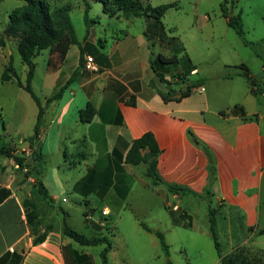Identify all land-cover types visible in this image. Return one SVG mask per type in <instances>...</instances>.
I'll use <instances>...</instances> for the list:
<instances>
[{
    "label": "crops",
    "instance_id": "0c3cea01",
    "mask_svg": "<svg viewBox=\"0 0 264 264\" xmlns=\"http://www.w3.org/2000/svg\"><path fill=\"white\" fill-rule=\"evenodd\" d=\"M98 15L101 18L107 16L105 13ZM111 18L125 20L129 26L133 18L138 17ZM226 22L228 24L227 18ZM204 27L210 28L212 35L216 33L214 22L209 24L207 21ZM231 30L236 32L228 24L224 35H233ZM146 31V28L137 32L123 30L121 35L110 36L111 42L106 40L100 46L96 45L98 34L89 31L83 40L77 34L80 44H70L65 54L57 48L46 49L48 53L43 59L42 70L36 67L32 79L33 90L45 108L37 136L35 127L39 109L28 91L20 86L19 97L24 101L20 99L10 105L11 109L15 108V113L9 114L11 122L6 119V108L0 103V122L3 124L0 145L14 146L15 153L19 154L20 147L24 146L19 144L20 141L24 140L28 146L27 138L35 137L31 143L32 151L37 154L34 157L32 152L29 166L25 164L19 168L14 158L0 155V186L12 190L0 204V264H95L90 258L91 253L80 251L73 239L64 233L66 218L62 225L53 224V217L58 212V196L53 194L47 180L49 161L57 155L71 166L84 165L82 174L66 184L80 197L98 193L104 198H116L118 186L125 189L136 179L132 172L136 165L126 163L125 157L133 140L147 131L153 132L161 149L157 169L164 181L154 184L151 180V183L156 186L153 189L164 193L167 199L166 192L172 194L176 200L173 205H178L180 211L173 210L187 213L192 224L188 207H193L195 198L212 194L217 205L241 211L253 231L264 229V62L258 49L251 48L252 53H249L239 41H231L232 48L241 54V63H220L214 74H208V69L193 63L195 68L189 73V79L198 75L196 80H203L198 87H204V90L165 100L161 93L171 88L159 78L152 60L159 53L173 56L174 51L164 50L160 45L156 51V45ZM10 38L17 40L16 37H5V44L0 45L6 64L12 58L10 54L8 60L10 50L6 49ZM243 46L250 48L245 43ZM86 55L94 57L98 70L80 67V60ZM241 64H245L258 81L256 93L251 92L250 83L242 75ZM76 69L80 70L79 74L63 95L48 103L47 98L64 86ZM174 71L180 73L181 69ZM12 81L16 80L6 82ZM177 85L180 84L172 85L176 92L182 86ZM22 90L29 94L33 103ZM6 102L12 103V100ZM89 102L96 113L91 121H83L80 110ZM236 104L245 107V117L221 113ZM59 164L58 161L57 166ZM28 168L36 169L34 176L26 177ZM110 171L113 184L108 186L107 180H103ZM37 178L47 189L46 197L39 190L37 196L35 194ZM34 181L37 185L32 183ZM167 184L190 191L175 193ZM184 194L189 196L187 207L180 203ZM25 199L38 204L42 229L53 226L43 242L34 243ZM167 204L171 205V202ZM105 207L110 212V207ZM15 254L23 257L19 263L13 262Z\"/></svg>",
    "mask_w": 264,
    "mask_h": 264
},
{
    "label": "rangeland",
    "instance_id": "374dc122",
    "mask_svg": "<svg viewBox=\"0 0 264 264\" xmlns=\"http://www.w3.org/2000/svg\"><path fill=\"white\" fill-rule=\"evenodd\" d=\"M48 1L53 6L70 4V13L78 36L83 40L89 29L91 33L98 34L97 46L104 44L106 40L108 43L111 42L110 36L121 35L123 30L137 32L142 28L147 29L149 24L153 27L152 23H157L159 27L164 28V34L152 37L151 41L156 45L155 50L158 51L159 45L164 50L171 48L170 50L179 57V61L171 68V74H175L176 69L182 70L189 60L202 69H208V74H214L220 63H241V54L230 45V42L234 40L239 41L244 51L252 53V47L243 46L244 39L238 33L231 30L233 35L230 34L229 37L224 35L228 24L221 10L223 0H141L145 5L174 3V6L167 10L160 23L156 19L153 22L146 16H142L133 18L129 26L126 25L125 20L111 18L109 15L101 18L98 15L104 13L101 0H89L91 3L89 18L96 22L85 21L83 0ZM24 2V0H0V38L3 37L11 11ZM227 7L230 13L241 15L245 39L254 42L256 48L264 54V0H229ZM205 16L209 19L206 20ZM207 21L209 24L215 23V34L212 35L210 28L204 27ZM172 46L180 48L172 49L174 48ZM181 47L185 48L184 52H180ZM6 49L10 50L8 60L12 54L15 70L19 78L24 81L27 65L19 54L17 40L10 38ZM91 52L94 53V50ZM247 52H244V56H247ZM47 53V50H42L34 60L39 71L42 70L43 59ZM7 64L4 62V53L0 47V103L6 108V119L11 122L12 118L9 114L10 112L14 114L15 108L11 109L10 105L23 99L19 97L21 87L16 81L6 82L1 79ZM197 77L198 75L191 79L196 81ZM22 91L31 100L29 94L25 90ZM9 99L12 103L6 102ZM31 101L33 103V100ZM29 110L32 112L30 107ZM27 127L28 124L24 129ZM2 132L3 124L0 122V134ZM3 138L5 139V136ZM30 157H32L31 154L25 157L26 166L30 164ZM58 161L60 164L57 166ZM49 162L50 170L47 173V180L53 189V194L58 196L56 199L58 212L53 217V224L62 225L63 219L66 218L69 226L87 236L108 238L112 245L108 253L109 264H167L168 259L173 264H220L219 253L211 231L210 208L215 209L216 230L222 254L236 260L247 258L253 261V264H264V232L249 228L245 215L241 211L217 205V200L212 194L195 198L193 207H188L192 215L191 225L180 223L178 225V222H191V220L183 218L181 212L172 209L171 205L176 200L171 193L166 192L169 196L167 199L164 193L153 189L156 186L151 183L152 179L145 173L146 164L134 166L132 172L136 179L131 185L127 184L125 189L118 186L116 198H104L98 193H91L84 198L66 185L82 174L84 165L71 166L57 155ZM35 172L36 169L28 168L26 177L29 174L34 176ZM103 181H106L108 186L113 184L112 171L104 175ZM35 191L37 196L38 186L35 187ZM63 197H66V201L62 200ZM188 197L187 194L182 195L180 203L183 207H187ZM168 201L171 205L167 204ZM105 206L110 207L107 215L102 214ZM142 224L163 232L169 245V256L163 250L159 238L152 231L146 230ZM73 243L80 251L90 252V258L94 259L95 264H102L101 251L106 246L105 243L95 246L81 245L74 240Z\"/></svg>",
    "mask_w": 264,
    "mask_h": 264
},
{
    "label": "trees",
    "instance_id": "16d2710c",
    "mask_svg": "<svg viewBox=\"0 0 264 264\" xmlns=\"http://www.w3.org/2000/svg\"><path fill=\"white\" fill-rule=\"evenodd\" d=\"M25 2L16 8H14L10 15L9 21L5 27L4 35L0 38V45L5 44V37H16L18 40V51L22 57V60L27 65L26 79L23 81L19 78L14 64L13 59L10 58L7 66L5 67L1 79L3 81L15 79L17 84L28 91L34 98L38 105V116L37 123L35 127V136L40 133V125L45 112V108L41 103L39 96L35 93L32 87V79L36 69V63L34 58L42 51L46 49L57 48L62 54H65L72 43L80 44L78 41L77 32L71 16V5L64 4L60 6H53L48 0H24ZM103 2V12L111 17L114 16H124L126 18L130 17H142L146 16L148 19L154 20L158 23L161 22L162 17L165 15L168 9L174 6V3H166L157 6H152L150 4L145 5L141 0H101ZM229 0H223L221 3V10L223 15L228 19V24L233 27L236 32L243 37L244 43L251 46L254 49L256 45L252 41H248L244 37L243 22L241 15H234L230 13L227 4ZM84 2V17L86 22H96L94 19L89 18V12L91 9V3L89 0H83ZM148 25L147 35L152 39L154 35H162L163 27H159L157 23H152ZM89 32V29H87ZM172 49H179L180 47L172 46ZM183 51L184 47H181ZM171 49V48H170ZM173 51V50H172ZM180 51V50H179ZM180 51V52H181ZM178 53V52H177ZM264 62V54L258 50ZM179 61L178 54L174 53L173 56H166L159 53L152 60V66L159 76V78L166 82L168 87L167 92H162V97L165 100H170L173 94L176 92L172 85L174 83L165 80L166 72L171 71L172 66ZM85 59L82 57L80 60V67L84 66ZM243 68L242 75L250 83V90L253 93L257 92L258 81L251 75L249 68L245 64L240 65ZM171 67V68H170ZM195 68L193 63L190 62L183 66L180 73L172 74L174 82L176 84L182 85L180 88H184L182 97L191 94L193 89L200 86L203 80H191L189 79V73ZM79 69H76L69 80L64 86H62L56 93L47 98V102H51L55 99L60 98L66 88L75 80L79 74ZM172 73V72H171ZM96 113V109L91 104L88 103L85 109L80 110V116L83 121H91ZM222 114L226 115H242L246 116L245 107L242 104H236L226 111H222ZM35 138V137H34ZM34 138H27L32 147L31 141ZM14 147H10L7 144L0 145V155L6 157L14 158V160L22 167L25 164L26 158L15 154ZM34 153V151H33ZM161 153L159 144L155 138V135L151 131L145 132L140 137L133 140L130 148L128 149L125 157L126 163L138 165L145 163L147 165V175L152 179L154 184L164 183L162 177L160 176L157 163L158 156ZM37 154L34 153V157ZM40 157V155L38 156ZM41 158V157H40ZM38 182V190L40 193L46 197L47 189L40 178L36 179ZM170 191L175 193L189 192L190 190L184 187H179L176 185L167 184ZM12 193L10 188L0 186V204L6 200ZM24 206L26 208L27 221L31 228V232L34 235V243L43 242L46 238L47 231L52 229V225H47L45 229H42V217L38 204L32 199H25ZM183 218H190L187 213H182ZM210 221H211V231L214 238L215 246L218 250L220 257V264H253V261H249L247 258H242L236 260L228 255H223L220 250V244L218 241V235L216 230L217 220L215 217V209L210 208ZM181 222H178L179 224ZM183 225H191L189 222H183ZM144 228L148 231H152L160 240V244L165 251L166 255L169 256V245L166 242L165 236L162 231L152 229L151 227L142 224ZM64 233L72 238L74 241L80 243L81 245L95 246L100 244H106V246L101 251L102 264H109L108 253L112 248L111 242L105 236H87L82 232L72 228L67 223L66 219L63 224ZM264 232V229H262ZM22 255L15 254L13 256V262L19 263L22 260ZM167 264H173L170 259L167 260Z\"/></svg>",
    "mask_w": 264,
    "mask_h": 264
},
{
    "label": "built area",
    "instance_id": "2783aa9c",
    "mask_svg": "<svg viewBox=\"0 0 264 264\" xmlns=\"http://www.w3.org/2000/svg\"><path fill=\"white\" fill-rule=\"evenodd\" d=\"M206 17H208V16H206ZM85 62H84V66H83V68L84 69H86V70H91V71H95V70H98V66H97V64H96V62H95V59H94V57L92 56V55H86L85 56ZM194 72V71H193ZM165 80L166 81H168V82H172V83H175L174 81V78H173V76H172V74H166L165 75ZM203 91L204 90V87H197V88H195V89H193V91ZM19 144H23L22 146V149H21V151H20V153L18 154V155H21V156H23V157H27V156H29L30 154H32V147L30 146V144L28 145V146H26L25 145V142H24V140H21L20 141V143ZM14 147V146H13ZM15 152V151H14ZM15 154H17V153H15ZM16 162V161H15ZM16 167H21L17 162H16ZM25 168V167H24ZM27 170V169H26ZM66 200V198H64V201ZM173 207V209H175V210H177L178 208H179V206L178 205H173L172 206ZM109 213V210H108V208L107 207H105L103 210H102V214H104V215H107Z\"/></svg>",
    "mask_w": 264,
    "mask_h": 264
},
{
    "label": "water",
    "instance_id": "95a60500",
    "mask_svg": "<svg viewBox=\"0 0 264 264\" xmlns=\"http://www.w3.org/2000/svg\"><path fill=\"white\" fill-rule=\"evenodd\" d=\"M184 89H185V87L179 89L177 92H175V93L173 94V97H174V98H180V97H182V94H183V90H184Z\"/></svg>",
    "mask_w": 264,
    "mask_h": 264
}]
</instances>
